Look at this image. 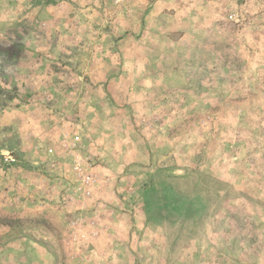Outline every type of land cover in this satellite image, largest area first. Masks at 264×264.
<instances>
[{"label":"rangeland","instance_id":"1","mask_svg":"<svg viewBox=\"0 0 264 264\" xmlns=\"http://www.w3.org/2000/svg\"><path fill=\"white\" fill-rule=\"evenodd\" d=\"M0 264H264V0H0Z\"/></svg>","mask_w":264,"mask_h":264}]
</instances>
